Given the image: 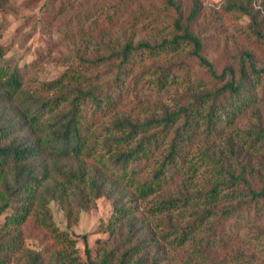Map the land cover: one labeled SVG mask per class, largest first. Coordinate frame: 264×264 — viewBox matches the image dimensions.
<instances>
[{
  "label": "rangeland",
  "instance_id": "rangeland-1",
  "mask_svg": "<svg viewBox=\"0 0 264 264\" xmlns=\"http://www.w3.org/2000/svg\"><path fill=\"white\" fill-rule=\"evenodd\" d=\"M112 1L3 0L0 44L5 48L4 60L18 64L35 82L52 81L63 73L89 78L104 91L108 89L116 103L106 118L114 112L141 120L152 114L159 117L165 110H176L180 100L185 99L181 97L203 86L200 77L206 68L191 55L190 44L181 42L155 53L145 49L134 51L119 75L109 63L82 61L81 56L98 59L104 54L97 37L101 31L119 45L126 41L160 43L175 32V19L180 16L181 22L187 23L190 10L199 7L190 28L197 30L198 25L208 22L218 27L217 32L208 27H203L202 32L207 44L203 55L214 62L217 72L232 65L238 77L239 55L245 50L251 53L257 68L264 66V41L254 32L259 30L264 34V0H177V9L169 7L167 0H127L128 8L107 23ZM244 62L245 89L249 93L242 92L238 99L230 100L225 113L214 116L215 132L210 135L203 114L198 117V126L192 128L194 140L181 143L182 166L168 193L206 192L215 173L204 155L233 165L229 145L238 147L242 161L249 162L254 177L264 184V134L256 137L253 133L259 125L264 128V79L254 77L248 61ZM163 73L167 81L162 86L159 80ZM206 108V105L202 107V113ZM178 122L169 131L158 133L157 144L146 158V175L161 160ZM152 130L159 131L160 127ZM161 194L155 191L140 197L129 187L114 192L111 197L103 195L95 200L93 207L81 211L72 225H68L59 204L52 201L50 207L57 228L73 240L69 251L74 260L68 264H88L87 249L91 259L99 261L104 251L116 247L115 236L119 231L126 234L138 226L147 238H154L143 249L150 264H264V204L258 202L237 209L238 202L244 200L242 194L221 189L217 200L211 203L205 198H190L178 208L153 211ZM115 206L131 207L134 215L118 217ZM210 206L233 208L226 215L218 213L205 218L182 244H177L174 236L178 235L170 233L168 224L187 226ZM5 215L0 214V225ZM82 235H86L87 246ZM117 239L120 242L119 236ZM24 244L35 250L42 248L36 238L25 239ZM11 264L21 263L14 260Z\"/></svg>",
  "mask_w": 264,
  "mask_h": 264
},
{
  "label": "trees",
  "instance_id": "trees-1",
  "mask_svg": "<svg viewBox=\"0 0 264 264\" xmlns=\"http://www.w3.org/2000/svg\"><path fill=\"white\" fill-rule=\"evenodd\" d=\"M127 2L112 1V13L108 14L110 20L107 23L128 8ZM1 4L3 0H0ZM167 5L177 9V0H167ZM198 14L199 7H193L186 17L187 23H182L180 16L175 19V32L160 43L126 41L119 45L107 32L101 31L97 37L104 54L98 59L81 56L82 61L109 63L119 75L134 51L145 49L155 53L181 42L191 45V55L206 68L200 77L202 88L181 97L185 99L180 100L176 110H165L159 117L152 114L143 120L117 112L106 118L105 115L116 108V103L108 89L104 91L89 78L83 77L85 80L82 81L80 75L63 73L52 81L35 82L18 64L4 60L5 48L0 44V214L6 213L0 225V264H11L14 260L21 264H68L74 260L69 251L74 245L73 240L57 228L50 207L52 201L59 204L68 225L75 224L79 213L93 207L97 198L111 197L114 192L129 187H133L140 197L160 191L161 200L152 208L156 212L183 206L190 198L214 202L221 189L242 194L244 200L238 202L237 209L258 202L264 204V184L254 177L249 162L242 161L235 145L227 148L234 159L233 165L204 155L215 173L212 186L206 192L190 194L185 190L186 193L176 195L167 192L182 166L181 143L194 140L192 128L198 126V117L203 114L210 135L215 132L214 116L218 112L225 113L230 100L238 99L242 92L249 93L245 89L244 61H248L254 77L264 79V66L257 68L247 50L239 55L238 77L234 75L232 65L217 72L214 62L203 55L207 44L202 32L203 27L216 32L219 29L209 22L198 25L197 30L190 28L189 23L195 21ZM254 32L264 41L263 33ZM164 73L159 80L162 86L167 81ZM204 105L207 108L202 113ZM178 120L161 160L153 166L150 175H146V158L157 144L158 133L169 131ZM158 126L159 131L152 130ZM253 133L259 137L264 134V128L259 125ZM115 208L118 217L134 215L131 207ZM232 208L210 206L191 224H168L167 228L178 235L174 236L177 244H182L205 218L218 213L226 215ZM28 238L38 239L42 248L26 247L24 240ZM115 239L116 247L104 251L97 262L91 259L87 249L88 264H111L113 261L117 264H150L143 249L154 238H147L139 226L126 234L119 231ZM82 240L87 246L86 235H82Z\"/></svg>",
  "mask_w": 264,
  "mask_h": 264
}]
</instances>
